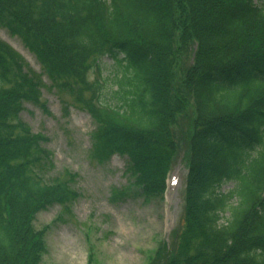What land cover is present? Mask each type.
I'll return each instance as SVG.
<instances>
[{
	"label": "trees",
	"instance_id": "obj_1",
	"mask_svg": "<svg viewBox=\"0 0 264 264\" xmlns=\"http://www.w3.org/2000/svg\"><path fill=\"white\" fill-rule=\"evenodd\" d=\"M0 27L41 67L0 38V264H45L35 215L77 195L66 174L46 177L48 137L20 117L43 75L88 111L93 151L124 155L145 198L163 196L186 142L182 222L147 264H264V0H0ZM104 54L113 103L89 78Z\"/></svg>",
	"mask_w": 264,
	"mask_h": 264
},
{
	"label": "rangeland",
	"instance_id": "obj_2",
	"mask_svg": "<svg viewBox=\"0 0 264 264\" xmlns=\"http://www.w3.org/2000/svg\"><path fill=\"white\" fill-rule=\"evenodd\" d=\"M0 38L7 41L36 71H41L34 54L22 41L0 27ZM122 56V55H121ZM89 78L99 77L105 98L114 90L116 63L101 56ZM41 88L39 102L25 101L20 117L32 131L45 134L44 145L53 153L47 178H70L77 195L69 203H54L38 211L34 225L45 232V264H147L154 258L160 242L173 246L174 235L182 222L184 179L187 170V145L182 140L171 163L167 190L163 197L145 198L139 186L125 171L126 158L114 153L100 159L91 146V131L96 127L88 112L63 99L57 90ZM224 182L219 190H229ZM228 215L226 212L225 215Z\"/></svg>",
	"mask_w": 264,
	"mask_h": 264
}]
</instances>
